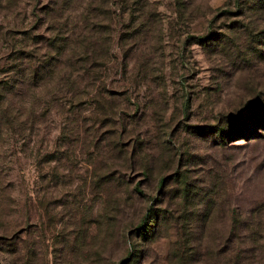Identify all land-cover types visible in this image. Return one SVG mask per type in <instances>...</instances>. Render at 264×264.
<instances>
[{
    "label": "rangeland",
    "instance_id": "obj_1",
    "mask_svg": "<svg viewBox=\"0 0 264 264\" xmlns=\"http://www.w3.org/2000/svg\"><path fill=\"white\" fill-rule=\"evenodd\" d=\"M232 212L264 264V0H0V264H226Z\"/></svg>",
    "mask_w": 264,
    "mask_h": 264
},
{
    "label": "trees",
    "instance_id": "obj_2",
    "mask_svg": "<svg viewBox=\"0 0 264 264\" xmlns=\"http://www.w3.org/2000/svg\"><path fill=\"white\" fill-rule=\"evenodd\" d=\"M258 239V232L250 227L247 218L241 220L240 214L232 212V228L225 240L227 246L223 249L226 264H252Z\"/></svg>",
    "mask_w": 264,
    "mask_h": 264
}]
</instances>
